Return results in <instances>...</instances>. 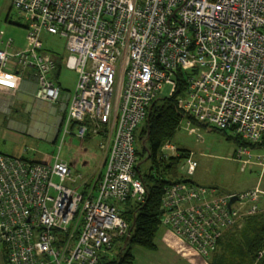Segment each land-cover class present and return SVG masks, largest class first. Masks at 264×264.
<instances>
[{"label":"built area","instance_id":"1","mask_svg":"<svg viewBox=\"0 0 264 264\" xmlns=\"http://www.w3.org/2000/svg\"><path fill=\"white\" fill-rule=\"evenodd\" d=\"M12 2L27 20L28 40L11 51L14 40L0 29V76L12 66L34 68L36 96L57 101L56 55L43 34L66 38L65 65L78 73L67 123L79 124L80 138L101 128L107 144L103 170L89 180L58 157L48 164L0 153L6 264H99L116 236L129 232L119 205L129 198L143 202L147 193L136 172L134 131L165 84L176 91L179 68L190 72L178 97L182 122L235 127L234 134L263 142L259 151L237 150L242 168L256 165L261 179L229 194L169 185L163 223L208 258L225 231L264 204V0ZM174 147L167 143L164 151ZM187 165L192 174L197 162Z\"/></svg>","mask_w":264,"mask_h":264},{"label":"trees","instance_id":"2","mask_svg":"<svg viewBox=\"0 0 264 264\" xmlns=\"http://www.w3.org/2000/svg\"><path fill=\"white\" fill-rule=\"evenodd\" d=\"M58 67H61V63ZM189 74L188 70L182 68L176 71L178 83L176 91L162 98H159L158 94L148 107L145 119L134 131L137 155L136 172L146 186V199L138 202L129 198L119 205L122 216L129 223V232L116 236L112 248L102 254L99 264H131L132 251L135 247L148 250L158 248V233L165 225L163 223V197L167 186L175 183H190L195 186L216 188L219 192L225 193L218 187L197 184L181 175V166L187 165L188 160L192 159L189 151L176 149L172 155L164 151V146L172 143V139L181 128L180 124L185 118L179 106L178 97L187 88ZM56 84L58 85L57 82ZM71 124H74V121ZM195 124L198 123L195 122ZM231 129L235 133V127ZM235 136L238 143L236 152L240 147L255 152L261 150L263 146V142L249 140L236 134ZM87 137L89 135L85 138ZM101 137L106 144L105 132L101 133ZM143 163H149L144 171L142 170ZM229 193L236 192L225 194ZM209 257H211L210 264H264V204L260 202L256 213L241 216L233 227L225 231L218 241L216 250Z\"/></svg>","mask_w":264,"mask_h":264},{"label":"rangeland","instance_id":"3","mask_svg":"<svg viewBox=\"0 0 264 264\" xmlns=\"http://www.w3.org/2000/svg\"><path fill=\"white\" fill-rule=\"evenodd\" d=\"M7 15L10 18L9 21L6 20ZM24 23V20L13 6L12 0H0V29L5 30L6 40L10 38L14 40L13 49H23L27 46L28 30L22 26ZM43 41L47 49L55 53L67 54L66 38L45 33ZM77 78L78 73L76 70L70 69L66 65L63 66L59 82L65 88L73 87ZM172 94L171 86L165 84L159 92V98ZM17 117L19 118V116ZM24 121L26 122V120ZM180 126L181 128L177 131L171 144L176 146V149L189 151L191 153L190 157L197 162L193 174L188 173V165L183 166V168L181 166L180 173L183 177L197 184L218 187L225 193L243 191L257 185L258 180L261 179L259 169L257 166L251 165H248L245 169L242 168L243 164L238 160L236 152L238 143L232 130L217 129L207 123L194 124L190 127L186 126L185 122H181ZM77 131L78 128L65 138H62L61 133L57 141L42 139V136L31 137L28 133L23 134L25 138L18 141H4L0 136V149H4L3 152L9 155H23L28 159H35L48 164L54 163L58 157L70 163L74 171L83 173L85 180L98 177L105 164V153L102 148L105 141L101 137V133L104 131L100 128L98 134L92 133L84 139L77 135ZM174 150L175 147L170 148L168 155L176 152ZM148 164L143 163V171ZM163 230L164 226L158 233V239L160 240L163 238ZM187 244H183L184 250H179L174 244L170 245L168 243V246L180 253H189L186 257H190L192 253H198L201 257L207 258L192 245ZM139 248L135 247V254H140L141 249ZM165 248L167 247L165 246L164 250ZM2 250L3 245L0 242V264H5Z\"/></svg>","mask_w":264,"mask_h":264},{"label":"crops","instance_id":"4","mask_svg":"<svg viewBox=\"0 0 264 264\" xmlns=\"http://www.w3.org/2000/svg\"><path fill=\"white\" fill-rule=\"evenodd\" d=\"M20 17L25 22L22 26L27 29L26 18L22 15H20ZM9 19V15H7L6 20L9 21ZM10 50L17 51L19 49H13L12 46ZM68 53V49L66 55L55 53L57 63L51 77L58 83L61 89L60 97L55 102L40 99L36 96L37 83L35 78L36 70L34 68L20 71L17 66H12L9 72L7 71L0 76V136L4 141L22 140L25 138L23 134L27 133L31 137L42 136V139L57 141L61 133L62 138H65L78 128L79 124L77 122L71 124L67 123L66 120L69 105L75 93L77 80L75 85L69 88H65L64 85L59 82ZM60 63L61 67L59 68L58 64ZM17 116H19V118ZM36 125L38 126L36 127ZM39 126H41V128H39ZM3 151L4 149H0V152L4 153ZM31 160L36 161L35 159ZM162 234L163 238L162 240L158 239L159 245L155 250L139 248L141 250L138 255L135 254L134 248L132 251L133 260L131 264H210L209 260L211 257L205 259L198 253H192L190 257H186L189 253H180L170 248L168 243L170 245L174 244L179 250H184L183 244H188L183 238L177 236L169 226L164 225ZM165 246L167 248L164 250ZM2 251L3 259L6 264L7 258L4 247Z\"/></svg>","mask_w":264,"mask_h":264},{"label":"water","instance_id":"5","mask_svg":"<svg viewBox=\"0 0 264 264\" xmlns=\"http://www.w3.org/2000/svg\"><path fill=\"white\" fill-rule=\"evenodd\" d=\"M237 199V196H233L232 198H231V202H233V201H235ZM131 231V230H130Z\"/></svg>","mask_w":264,"mask_h":264},{"label":"bare ground","instance_id":"6","mask_svg":"<svg viewBox=\"0 0 264 264\" xmlns=\"http://www.w3.org/2000/svg\"><path fill=\"white\" fill-rule=\"evenodd\" d=\"M150 106V105H149ZM231 130V129H230ZM262 181V180H261ZM262 182H264V179H263V181Z\"/></svg>","mask_w":264,"mask_h":264}]
</instances>
